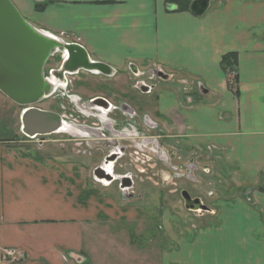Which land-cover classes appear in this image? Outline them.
<instances>
[{"label": "crops", "instance_id": "0c3cea01", "mask_svg": "<svg viewBox=\"0 0 264 264\" xmlns=\"http://www.w3.org/2000/svg\"><path fill=\"white\" fill-rule=\"evenodd\" d=\"M10 1L33 27L79 44L91 60L116 71L114 76L121 70L122 79L131 72L142 77L146 64L160 65L166 81L182 75L183 87L200 102L183 104L168 86H158L154 96L146 91L137 98L111 94L109 99L139 105L152 122L143 130L161 132L163 140L167 134L174 146L179 138L196 154L216 147L222 155L218 164L232 169L236 183L264 172V0H210L202 16L178 13L168 0ZM226 52L238 55V99L219 69ZM3 96L0 105L15 120L16 105ZM60 134L70 133H58L55 141ZM80 134L67 142L80 141ZM6 138L0 137V264H160L159 255L147 256L144 242H135L144 239V210L129 206L134 196L122 198L99 183L93 176L97 167L90 170L76 153L80 147L74 144L67 155L51 140L34 138L22 147L8 145ZM173 155V162L187 160ZM111 247L116 255L105 254ZM6 249L24 258L12 262ZM227 259L223 264L232 262Z\"/></svg>", "mask_w": 264, "mask_h": 264}, {"label": "rangeland", "instance_id": "374dc122", "mask_svg": "<svg viewBox=\"0 0 264 264\" xmlns=\"http://www.w3.org/2000/svg\"><path fill=\"white\" fill-rule=\"evenodd\" d=\"M188 11L176 10L178 13ZM62 40L66 43L71 41L66 38ZM227 55H235V57L227 60L228 65L226 64L225 69L222 66V60ZM61 56L62 53L58 51L48 59L44 69L45 75L51 69H59ZM157 66L160 65L146 64L143 67V70L146 71L145 75L136 76L131 72L130 80L129 78L128 80L122 79L125 73L121 70L114 77L96 75L86 71L65 75L67 87L65 89L58 88L52 96L41 101L35 107L63 116V122L70 125L67 129L70 130V134H60L61 141H55L58 138V133H55L45 137L44 141L51 140L50 145H60L67 155L69 154L67 150L75 147L74 144L80 147L79 150L77 148L76 153L80 152L81 157L86 159V164L92 170L95 166L103 167L102 160L111 150H114L111 147H109L110 149L105 148L104 143L107 141L106 138H103L104 135H108L107 132H111L114 126H112V120H117L121 124L126 119H122L121 115L116 112L109 115L104 111L99 112L96 107L98 105L91 104L90 101L97 98L110 101L111 94L137 98V94L142 92L141 85L137 83V80H143L144 84L148 85V92L153 96L157 92L158 86L160 88L168 86L176 90L179 100L183 104L192 105L202 100L200 97L194 98V93L186 90L185 86L183 87L182 75L172 76L171 81L161 80L158 73L162 71ZM219 69L225 77L227 90L238 99L240 97V80L237 53H224L219 60ZM151 70L155 71V74H150ZM162 70L168 73V70L163 67ZM154 84L156 86H153ZM3 97L9 105H15L5 96ZM149 105L153 106L152 103ZM132 108L142 115L139 105L132 103ZM14 109L15 120L7 114L9 109L0 105L2 114L0 137H7L4 142L11 146H16L18 143L23 147L24 142L34 143L39 140L38 138L31 140L21 133L20 114L23 107L14 106ZM127 120L130 119L127 118ZM160 121V126L166 129V123L163 120ZM132 124L145 128L143 121L138 117L132 121ZM121 125L125 126V124ZM84 128L97 131V136L89 132L86 133ZM74 132L81 133L80 141L68 143L69 136L72 138ZM166 137H168L167 134ZM166 137L164 140L160 139V142L168 154L175 152L183 159H194L197 169L193 175L198 181L187 180L185 177L170 179L171 166L169 167L163 162L159 163L155 156L147 151L136 149L139 152L136 155L131 143L126 146L127 150L124 156L118 160L115 158L110 160V162H114L112 172L117 177L110 187L115 193L118 191L120 194L123 190L120 188L118 179L119 177H128L131 187L124 191L127 195L134 197L127 202L129 206H138L145 212V218L142 220L144 239L136 240V245L141 246L144 242L145 254L147 256L159 255L160 264H201L200 257L203 256L210 258V261H205V264H223L221 260L228 257L232 259L230 264H264V172L258 173L255 180L244 181L241 176L242 180L236 183L232 179L234 178L232 169H223L218 164L222 161V155H219V150L216 147L210 146L196 154L195 150L186 148L179 138L176 139L178 141L174 146L172 139ZM91 140H96L94 142L99 143V145L96 144L97 148L88 147L87 144ZM94 142L92 141V143ZM119 143L120 141L116 142V145L124 147ZM94 150L96 151L94 152ZM245 174L241 173L240 175ZM184 191L188 193L192 203L195 199L200 201L199 204L194 205L195 207L202 205L206 210L199 208L190 210L188 207L192 203L185 201L182 196ZM256 245L258 253L254 251ZM111 249L112 247L108 248V252L105 254L116 255L115 252H109ZM233 249H236V252ZM255 254L256 256H254ZM217 259L220 262H217ZM109 263L115 264L113 261Z\"/></svg>", "mask_w": 264, "mask_h": 264}, {"label": "water", "instance_id": "95a60500", "mask_svg": "<svg viewBox=\"0 0 264 264\" xmlns=\"http://www.w3.org/2000/svg\"><path fill=\"white\" fill-rule=\"evenodd\" d=\"M209 2L210 0H193L189 11L196 16H202L207 11ZM58 51L64 54V58L59 69L51 70L48 77L44 71L46 63ZM79 71L106 77L116 74V71L105 63L91 60L79 44L66 43L55 35L36 29L22 17L10 0H0V93L16 106L23 107L20 114V131L25 137L44 140L52 134L66 132L61 131L65 123L61 115L35 106L61 88L50 82L52 77L63 83L64 87L61 89H65V75L77 74ZM138 75L140 74L137 73L136 76ZM158 77L164 81L169 79V76L162 72L158 73ZM140 89L142 92L149 90L147 86ZM90 102L97 104L96 107L107 106L101 98ZM84 129L86 133L97 136V131ZM112 159L108 158L106 161L110 162ZM93 176L105 186L117 180L116 176L108 175L100 168L94 170ZM118 180L124 190L130 187L129 183L126 185L128 187L123 186L129 182L128 179L119 177ZM182 196L187 203L190 202L187 192L184 191ZM193 202L197 204L198 200Z\"/></svg>", "mask_w": 264, "mask_h": 264}, {"label": "flooded vegetation", "instance_id": "af4514ba", "mask_svg": "<svg viewBox=\"0 0 264 264\" xmlns=\"http://www.w3.org/2000/svg\"><path fill=\"white\" fill-rule=\"evenodd\" d=\"M149 73L153 75V74H155V71L151 70V71H149ZM51 82L53 83V85H55L57 87H61V88L64 87L63 83L58 82L56 79L54 80L53 77L51 78ZM137 83L139 85H141V87L146 86V84H144L143 80H137ZM104 101L107 104V106L106 107H97V110L99 112L104 111L108 115L110 113L116 112V113H119L121 115L122 119H126V121H123L121 123V124H125V126L118 123L117 120H112V126L113 125L114 126L111 129V132L110 131L107 132V134H108L107 136L103 134L104 135L103 138H106V141H107L104 143V146L106 145L105 148L110 149L109 147H111V149H114L111 151L109 150L110 152L102 160L103 161V167H99L102 171H104V173H107L108 175H112L115 177V175L112 172V167L114 165V162H107L106 160L108 158H115L118 160L121 156H124V154H126V150H127L126 146H128L129 143H131L133 148L135 149L134 152L136 153V155L139 154V152L136 149H140L141 151H147L148 153H152L155 156V158L158 160L159 163L163 162L165 165H167L169 167L171 166L170 167L171 173L169 174L170 179H173L175 177H180V178L185 177V179H187V180L198 181L193 175V173L197 169V166L195 165L193 158H190L187 161L186 160L185 161L184 160H182V161L178 160L177 162H173L174 157H175L173 155L174 152H172L171 154L167 153L165 147L160 142V139H163L162 138L163 135L161 134V132L152 134L150 136L149 135L150 133L144 131L142 127L135 125V124H132V121H134L136 119V117H138L141 119V121H143L144 125L151 126L152 122L149 119V117H147L146 115H139L137 113V111H135L127 103L119 102L118 104H116V103H114L112 101H108L106 99H104ZM62 118H63V116H62ZM127 118H129L132 121L127 120ZM66 126H67V124L63 123V129L61 131H64V132L66 131V133H70V130L68 131L67 130L68 127H66ZM92 141L94 142L96 140L89 141L90 143L87 144L88 147L94 148L95 146H97L96 144L99 145V143H95V142L92 143ZM118 141H120L119 145L122 144L124 147L117 146L116 142H118ZM122 141H126V142H122ZM77 145L80 146V144H77ZM137 146H138V148H137ZM123 178L128 179V177H123ZM99 183L104 185L103 182H99ZM112 183H110L109 186H111ZM127 183L128 182L123 184V186L128 187V186H126ZM120 188H121V184H120ZM121 190H123L120 193L121 196L118 193V195L120 197L125 198L126 196H128L127 193H125V191H124V187L121 188ZM195 200H197V199H195ZM190 202L192 203L191 200H190ZM199 203H200V201L197 202V204H199ZM194 205H196V204L193 202L191 205H189L188 208L192 211L196 210L195 208L206 210V208L204 209V207L202 205H199L196 207Z\"/></svg>", "mask_w": 264, "mask_h": 264}, {"label": "trees", "instance_id": "16d2710c", "mask_svg": "<svg viewBox=\"0 0 264 264\" xmlns=\"http://www.w3.org/2000/svg\"><path fill=\"white\" fill-rule=\"evenodd\" d=\"M192 1L190 0H169L168 3L169 4H174L177 6V9L178 11H181V10H189V7H190V4H191ZM41 6L40 5H37V9H41L40 8ZM235 57V55H227L224 57V59L222 60V66L223 68L226 69V64L228 63L227 60H229L230 58H233ZM228 65V64H227Z\"/></svg>", "mask_w": 264, "mask_h": 264}, {"label": "built area", "instance_id": "2783aa9c", "mask_svg": "<svg viewBox=\"0 0 264 264\" xmlns=\"http://www.w3.org/2000/svg\"><path fill=\"white\" fill-rule=\"evenodd\" d=\"M63 58H64V54H62L61 60H63ZM3 254L7 259L11 260L12 262H19L24 258V255L22 253L20 254L19 252H17L14 249H6V250H4Z\"/></svg>", "mask_w": 264, "mask_h": 264}, {"label": "bare ground", "instance_id": "6f19581e", "mask_svg": "<svg viewBox=\"0 0 264 264\" xmlns=\"http://www.w3.org/2000/svg\"><path fill=\"white\" fill-rule=\"evenodd\" d=\"M50 82H51V79H50ZM52 83V82H51ZM53 84V83H52Z\"/></svg>", "mask_w": 264, "mask_h": 264}]
</instances>
